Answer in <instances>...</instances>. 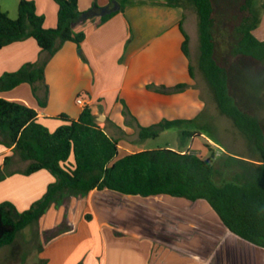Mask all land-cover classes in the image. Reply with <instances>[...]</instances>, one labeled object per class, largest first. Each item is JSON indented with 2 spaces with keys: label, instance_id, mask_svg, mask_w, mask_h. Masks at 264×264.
<instances>
[{
  "label": "crops",
  "instance_id": "1",
  "mask_svg": "<svg viewBox=\"0 0 264 264\" xmlns=\"http://www.w3.org/2000/svg\"><path fill=\"white\" fill-rule=\"evenodd\" d=\"M34 1L37 13L45 17V27H55L57 4L53 0ZM112 1L78 0L81 12L88 11L94 4L100 9L93 18L76 26V31L85 33L81 46L66 42L47 64L45 82L49 97L45 107L39 105L28 83L0 92V97L35 109L41 122L54 130L60 125L52 119L54 116L66 113L72 119L79 117L83 107L76 99L79 94L83 95L97 123L118 141L119 151L123 150L126 155L145 150L137 147V142L142 141L140 127L165 120L195 119L193 112L198 114V107H192L191 99L186 103L187 95L192 94L194 100L204 99L208 88L200 82L189 60L193 56L189 29H194L195 19L189 6L169 7L155 0H134L99 24L101 9L113 6ZM12 4V0L9 5L0 3V9L12 16L15 11ZM180 24L190 37L189 57L182 51L184 37ZM40 54L33 38L3 47L0 49V76L18 70L25 63L36 62ZM149 65L160 79L147 83L142 76ZM153 82L158 88L148 87ZM182 84L184 87L178 88ZM179 107L190 112L179 118ZM193 132L200 133H190ZM11 154L12 147L0 144V167L6 172L0 180V203L9 201L22 212L44 195L54 178L46 170L31 175L18 173L26 169L28 162L22 161V168H12L16 165V156L4 166V158ZM65 193L31 224L32 240H36L31 252L37 255L32 264H88L90 258L94 264H264V248L232 233L205 200L192 203L185 198L165 195L142 197L93 190L86 197L72 195L70 200L64 201ZM77 206L83 208L80 218L88 222L99 217L93 211L103 214L105 211L106 218L99 229L108 230L110 243L121 246V254L91 256L89 248L80 246L79 254L74 247L56 251L57 255L68 252V256L48 255L51 246L75 238L78 233L79 227L76 228L72 218ZM28 241L31 244V240ZM25 262L21 259V264Z\"/></svg>",
  "mask_w": 264,
  "mask_h": 264
},
{
  "label": "trees",
  "instance_id": "2",
  "mask_svg": "<svg viewBox=\"0 0 264 264\" xmlns=\"http://www.w3.org/2000/svg\"><path fill=\"white\" fill-rule=\"evenodd\" d=\"M53 1L58 6L57 23L53 28L45 27V17L37 13L34 0H18L15 19L0 9V49L33 38L41 50L36 62L25 63L18 70L0 76V92L28 83L41 107L47 105L49 97L45 82L47 64L66 42L81 46L85 33L76 31V26L93 18L100 9L94 4L88 11L81 12L78 0ZM114 1L119 2L120 9L101 16L99 24L134 0H113L111 5ZM155 1L169 7H194L201 49L199 68L219 111L231 119L248 142L249 156L227 154L217 159L212 151L210 157L205 158L195 151L157 148L119 157L118 141L100 127L90 107L83 108L77 119L66 113L54 116L52 119L60 125L51 130L41 122L35 109L0 97V144L12 147V154L4 158L3 165L8 166L18 156L28 162L26 169L18 173L31 175L46 170L54 178L44 195L25 211H18L9 201L0 203V248L13 244L17 234L36 223L64 192L86 197L93 190L142 197L165 195L185 198L192 203L205 200L232 233L264 248V126L255 115L237 104L230 93L228 68L215 57L212 0ZM179 27L184 37L182 51L189 57L190 37L181 24ZM255 27L256 20L252 17L251 22L243 26L242 37L233 52L263 61L264 42L254 36ZM181 123V120H165L140 127L139 136L142 140L156 137L160 131ZM200 135L198 132L188 134L190 137ZM225 172H228L227 177L217 183L215 177ZM5 175L0 167V180Z\"/></svg>",
  "mask_w": 264,
  "mask_h": 264
},
{
  "label": "rangeland",
  "instance_id": "3",
  "mask_svg": "<svg viewBox=\"0 0 264 264\" xmlns=\"http://www.w3.org/2000/svg\"><path fill=\"white\" fill-rule=\"evenodd\" d=\"M15 11L12 12L11 18L17 17L16 4L18 0H12ZM3 5H9V0H0ZM214 7V25L212 32L214 34L215 42V57L224 66L228 68L230 76V93L235 98L237 104L241 109L249 111L255 115L264 126V60L256 61L248 57L236 55L233 50L239 40L242 37V28L246 23L251 22L252 17L256 20V27L253 30L254 36L264 42V0H212ZM248 4V7H247ZM18 5V4H17ZM194 12V29H189V33L192 38V52L190 62L194 66L195 71L203 84L207 86L208 90H204V99L194 100L193 95H187V104L192 101V107H198V114L194 110L193 113L195 119L188 122H183L180 125H174L159 132L156 137H151L137 142V147L148 150L157 148H171L176 151H195L200 153L203 157H210L212 151L215 153L216 158H222L227 154L249 156V145L240 131L235 127L231 119L223 115L213 98V94L208 84H206L205 77L199 68L200 58V37L198 30V17L194 7L188 5ZM3 8L6 6H2ZM9 7V6H7ZM249 10V11H248ZM252 16V17H251ZM173 55V54H172ZM200 70V71H199ZM146 71V72H145ZM151 69V65L147 66V70H144L142 79L147 83L150 81H157L159 76L157 72ZM201 72V74L199 73ZM155 82L149 84V88H158L153 85ZM83 95H78L77 98ZM193 98V99H192ZM190 101V102H191ZM182 106V105H181ZM204 106V107H203ZM178 116L181 118L190 112L189 109L179 107ZM182 115V116H180ZM192 131H199L204 136L196 137L193 140L188 134ZM219 145L222 149H219L215 145ZM210 146V147H207ZM124 155V151H119V157ZM15 163L12 168H22V160L16 156ZM228 172H225L223 176L215 177V181L220 183L227 177ZM52 183V182H51ZM64 201L71 199L72 194L66 192L64 195ZM18 210V209H17ZM19 211V210H18ZM68 211V210H67ZM83 208L77 206L75 212L72 215L76 228L79 229L75 238L65 239L59 242L57 245L51 246L47 253L49 256H68L57 255L58 248L62 250H69L70 248H77V254L80 249L87 247L91 250V256H117L121 254V246L112 245L110 238L108 237L106 229L103 232L99 229L100 223L106 218L103 213L94 212L98 215L92 222L80 218V213ZM21 212V211H20ZM121 214V213H120ZM122 219L121 216H119ZM33 225L28 226L21 230L14 243L11 246L3 247L0 250V262L1 264H21V259H24L26 264H32L36 261V252L31 247L35 242L33 239ZM78 226V227H77ZM35 238V236H34ZM28 239L31 240L29 244ZM35 245V244H34ZM86 245V246H84ZM119 248V249H118ZM168 256V255H166ZM100 260V258H98ZM164 257L162 258V260ZM164 261V260H163ZM169 260L165 261L168 263ZM88 264H94L93 259L90 258Z\"/></svg>",
  "mask_w": 264,
  "mask_h": 264
},
{
  "label": "water",
  "instance_id": "4",
  "mask_svg": "<svg viewBox=\"0 0 264 264\" xmlns=\"http://www.w3.org/2000/svg\"><path fill=\"white\" fill-rule=\"evenodd\" d=\"M120 9V4L117 1L113 2V6L111 7H104L101 9L100 15L104 16L107 15L113 11L119 10Z\"/></svg>",
  "mask_w": 264,
  "mask_h": 264
},
{
  "label": "built area",
  "instance_id": "5",
  "mask_svg": "<svg viewBox=\"0 0 264 264\" xmlns=\"http://www.w3.org/2000/svg\"><path fill=\"white\" fill-rule=\"evenodd\" d=\"M76 102L78 105H80L81 107L85 108L87 106L85 100L83 97L79 96L77 99H76ZM213 144V143H212ZM215 145L216 147H218L219 149H222L220 146L216 145V144H213ZM223 150V149H222Z\"/></svg>",
  "mask_w": 264,
  "mask_h": 264
}]
</instances>
